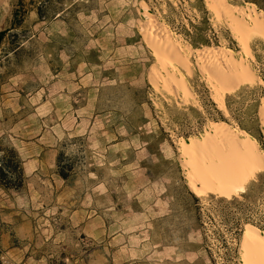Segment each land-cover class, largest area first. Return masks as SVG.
Returning <instances> with one entry per match:
<instances>
[{
    "label": "rangeland",
    "instance_id": "374dc122",
    "mask_svg": "<svg viewBox=\"0 0 264 264\" xmlns=\"http://www.w3.org/2000/svg\"><path fill=\"white\" fill-rule=\"evenodd\" d=\"M227 2L255 5L264 19V0ZM149 17L194 52L191 75L174 63L188 101L150 81ZM1 32L0 162L16 149L24 179L0 187V264H243L247 225L260 228L242 218L236 229L238 216L205 207L244 192L196 195L181 144L225 122L264 152L262 38L247 57L206 0H0ZM216 46L261 79L227 93L223 107L196 55ZM249 189L263 209L264 172Z\"/></svg>",
    "mask_w": 264,
    "mask_h": 264
},
{
    "label": "bare ground",
    "instance_id": "6f19581e",
    "mask_svg": "<svg viewBox=\"0 0 264 264\" xmlns=\"http://www.w3.org/2000/svg\"><path fill=\"white\" fill-rule=\"evenodd\" d=\"M206 1L215 17L227 22L241 51L252 57V39L259 37L264 40V19L256 6L233 7L227 0ZM149 19L151 26L146 39L161 66L155 65L151 69L150 81L156 87L164 82L176 94L182 93L184 100L188 101L192 93L186 80L177 76L174 63L191 75L193 63L190 54L194 52L177 42L158 19ZM196 55L199 68L214 92V101L221 107L227 93H233L243 85L261 82L244 58L236 59L233 52L225 47H206ZM261 120L264 125V103ZM181 145L182 164L188 183L198 196L211 192L231 198L245 192L246 183L256 174L264 172V152L257 141L225 122L215 124L202 139L194 138ZM263 233L257 227L247 225L241 244L243 264H264Z\"/></svg>",
    "mask_w": 264,
    "mask_h": 264
},
{
    "label": "trees",
    "instance_id": "16d2710c",
    "mask_svg": "<svg viewBox=\"0 0 264 264\" xmlns=\"http://www.w3.org/2000/svg\"><path fill=\"white\" fill-rule=\"evenodd\" d=\"M5 35V32L0 33V44L3 42ZM8 153L9 155L2 157L0 162V187L9 191L14 189L19 190L24 179L22 161L16 149H9ZM57 166L59 176L68 180L69 177L67 172L69 166L65 163L64 153H59ZM251 193L250 189L244 192L242 195L243 199L233 197L230 200L224 198L215 200V197H212L210 203L205 207L206 213L209 217L212 215L211 212H215L218 216L226 214V216H229L231 219L238 216L236 229H239L241 225L240 220L245 218L256 223V225L264 231V208L260 209L256 205V199H253Z\"/></svg>",
    "mask_w": 264,
    "mask_h": 264
}]
</instances>
